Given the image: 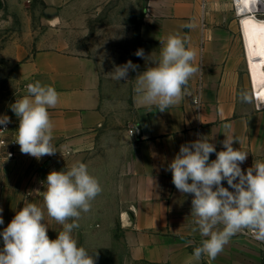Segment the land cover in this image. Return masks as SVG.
<instances>
[{
  "label": "crops",
  "instance_id": "crops-1",
  "mask_svg": "<svg viewBox=\"0 0 264 264\" xmlns=\"http://www.w3.org/2000/svg\"><path fill=\"white\" fill-rule=\"evenodd\" d=\"M107 1L42 0L73 13ZM134 2L139 16L137 49L144 50L145 58L134 60L139 68L131 78L129 125L126 117L122 122L113 117L94 56L56 47L53 36L47 35L42 45L31 29L23 34L26 40L19 37L0 49V75L24 85L18 99L28 95L26 85L36 81L59 93L57 105L48 109L57 152L39 160L19 152L0 167V230L31 202L44 210L48 236L55 239L62 225L44 209L42 182L52 170L67 171L83 162L102 192L91 202V210L81 213L72 236L94 255L96 264H263L261 242L246 230L234 235L214 260L193 259L204 237L193 231L197 218L191 214L192 195L180 193L171 172L165 171L180 146L200 135L217 151L223 150L225 123L240 140L233 147L248 152L242 170L254 161L264 162V107H257L254 99L241 100L242 92L252 96V76L241 26L236 29L225 11L231 1ZM177 33L196 51L194 64L201 71L190 78L178 104L159 112L155 105L143 104L134 91L136 75L159 58L160 40ZM199 77L202 106L197 112L192 98ZM215 158L210 155V160ZM223 186L228 187L226 181Z\"/></svg>",
  "mask_w": 264,
  "mask_h": 264
},
{
  "label": "clouds",
  "instance_id": "clouds-1",
  "mask_svg": "<svg viewBox=\"0 0 264 264\" xmlns=\"http://www.w3.org/2000/svg\"><path fill=\"white\" fill-rule=\"evenodd\" d=\"M160 43L159 58L136 75L134 91L143 104L155 105L159 112H165L181 101L184 88L201 67L194 64L196 51L178 33L169 34ZM134 55L145 58L143 49H137ZM138 68L128 60L114 67L111 78L127 81L129 71L136 72ZM26 88L28 95L10 105L19 120L15 143L22 154L39 160L57 152L52 145L54 124L48 109L57 105L59 93L40 81ZM240 96L245 103L253 102L246 91ZM9 122L7 115L0 116V130H7ZM223 127V150L217 151L215 144L200 135L182 144L165 169L171 172L172 183L180 193L192 195L191 214L197 218L193 231L204 237L192 253L197 261L205 256L214 260L234 235L245 230L264 243V162L254 161L242 170L248 152L233 147L240 140L230 134L231 124ZM212 154L214 160H210ZM224 181L228 187L223 186ZM42 183L46 185L44 209L48 217L62 225V230L50 239L44 210L34 203H24L0 232V264H96L94 255L78 245L72 232L79 228L81 213H88L91 202L102 192L98 179L88 172L85 163L76 162L67 171H50ZM3 223L0 215V225Z\"/></svg>",
  "mask_w": 264,
  "mask_h": 264
},
{
  "label": "rangeland",
  "instance_id": "rangeland-1",
  "mask_svg": "<svg viewBox=\"0 0 264 264\" xmlns=\"http://www.w3.org/2000/svg\"><path fill=\"white\" fill-rule=\"evenodd\" d=\"M225 11L232 15L239 29V16L232 5ZM138 24L134 0H109L75 13L56 10L42 0H0V49L19 37L26 40L23 34L31 29L42 40V45H46L47 35L53 36L56 47L94 56L102 76L103 94L115 110L113 117L119 122L126 117L129 125L128 101L133 71H129L127 81L112 79L110 72L128 60L134 63L139 41ZM23 87L15 79L0 75V115L14 114L10 105L20 97Z\"/></svg>",
  "mask_w": 264,
  "mask_h": 264
},
{
  "label": "built area",
  "instance_id": "built-area-1",
  "mask_svg": "<svg viewBox=\"0 0 264 264\" xmlns=\"http://www.w3.org/2000/svg\"><path fill=\"white\" fill-rule=\"evenodd\" d=\"M231 5L236 15L239 16V19L241 13H250L252 15H256L264 18V0H251L249 4L246 2V0H231ZM202 25H204L203 22ZM203 39H204V35L202 34L201 40ZM201 90H202V80L201 77H199L196 85V91L192 98V103L194 104L197 112L200 111V108L202 106ZM251 90L256 106L264 107V98L260 95V90H258V88L254 86L252 79H251ZM7 116L10 118V122L6 126L7 130H0V167L6 161L15 159L20 152L19 145L15 143L16 130L18 129L19 126V120L15 116V114L7 115ZM2 128L3 126H0V129ZM261 246H262V260L264 264V243L261 242Z\"/></svg>",
  "mask_w": 264,
  "mask_h": 264
},
{
  "label": "bare ground",
  "instance_id": "bare-ground-1",
  "mask_svg": "<svg viewBox=\"0 0 264 264\" xmlns=\"http://www.w3.org/2000/svg\"><path fill=\"white\" fill-rule=\"evenodd\" d=\"M249 4L251 0H246ZM254 86L264 98V18L241 13L239 19Z\"/></svg>",
  "mask_w": 264,
  "mask_h": 264
}]
</instances>
